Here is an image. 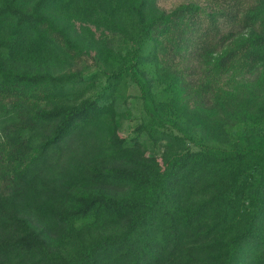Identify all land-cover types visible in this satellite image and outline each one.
<instances>
[{
	"label": "trees",
	"instance_id": "trees-1",
	"mask_svg": "<svg viewBox=\"0 0 264 264\" xmlns=\"http://www.w3.org/2000/svg\"><path fill=\"white\" fill-rule=\"evenodd\" d=\"M0 264H264V0H0Z\"/></svg>",
	"mask_w": 264,
	"mask_h": 264
},
{
	"label": "rangeland",
	"instance_id": "rangeland-1",
	"mask_svg": "<svg viewBox=\"0 0 264 264\" xmlns=\"http://www.w3.org/2000/svg\"><path fill=\"white\" fill-rule=\"evenodd\" d=\"M100 6V8L108 6L111 2L115 0H96ZM156 4L165 9L169 10L175 5H177L180 2H186L188 0H155ZM196 1L202 10V14H207V12L213 8V7H218L221 3L222 0H194ZM72 20L76 21V24L78 25L79 29L82 30L83 32H88L89 36L93 40H101L103 38H106L108 36L114 37L115 35L109 33L108 31H104L100 28H96L91 22L89 21L87 16L80 15L76 18V15H72ZM204 21H207V18L204 17ZM222 23V31L225 32L227 28H229V25L221 22ZM91 29V30H90ZM118 42H121L117 40ZM91 58L89 56H84V62L89 63ZM117 108L121 110H126L128 113L127 114H121L120 115V120H121V127H120V135L122 136H129L132 133V129L134 127V124L140 120V115L142 114V103L141 99L139 97V90L134 84H130L124 92V97H121L117 101ZM148 145V154L156 155L154 154L155 151H157V148H154L151 145V141L147 142ZM155 150V151H154ZM155 157V162L157 164L161 165V159L159 156H154Z\"/></svg>",
	"mask_w": 264,
	"mask_h": 264
}]
</instances>
